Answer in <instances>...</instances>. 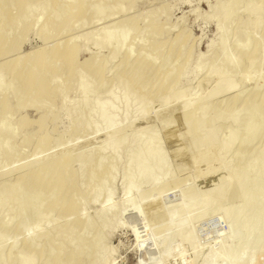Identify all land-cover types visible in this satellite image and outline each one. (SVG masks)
<instances>
[{
    "label": "bare ground",
    "instance_id": "1",
    "mask_svg": "<svg viewBox=\"0 0 264 264\" xmlns=\"http://www.w3.org/2000/svg\"><path fill=\"white\" fill-rule=\"evenodd\" d=\"M156 1L0 0V264H106L112 248L95 261L96 247L122 225L127 204L134 213L130 219L147 222L155 215L149 238L159 254L154 249L157 258L150 257L163 264L174 252L161 243L184 228L195 233L193 220H202L227 196L239 197V204L226 206L234 225L245 211L253 212L240 225L244 232L235 235L232 223L227 225L228 237L242 236L227 264H259L264 257V0L209 4L204 16L215 23L216 46L202 54L194 51L186 21L164 23L166 1L132 12ZM117 14L122 16L103 29ZM88 22L95 26L77 37ZM31 36L43 44L23 52ZM89 43L110 53L81 59ZM198 74L196 91L181 94L175 106L181 77ZM250 80L253 86L240 89ZM62 115L74 132L66 142H55ZM200 121L209 128L187 137L194 151L172 156L181 138L178 122ZM214 161L223 171L208 178L205 165L198 172L205 180L199 181L194 165ZM156 179L158 188L143 190ZM118 183L125 198L114 205ZM168 184L184 193L183 202L169 210L156 196ZM108 189L109 198L85 214ZM163 224L168 230L161 237L157 231L158 240L155 230ZM180 241L196 253L194 240L186 235ZM222 244L203 264H217Z\"/></svg>",
    "mask_w": 264,
    "mask_h": 264
},
{
    "label": "rangeland",
    "instance_id": "2",
    "mask_svg": "<svg viewBox=\"0 0 264 264\" xmlns=\"http://www.w3.org/2000/svg\"><path fill=\"white\" fill-rule=\"evenodd\" d=\"M164 1H166L167 5H168V12H167V15L164 19V23L175 24V23L182 22L183 20L186 21L187 26H188L189 31H190V34H191V38L193 40H196L195 50H194L196 54L206 53L207 51L215 48V46H216L215 39L217 38L215 23L213 20L205 17L204 15L208 11L209 4L214 3L216 1H220V0H158L153 4H148L145 2L140 3L135 8V10H133L132 12H135V11L138 12L137 10H139V12H140V10L145 11V10H147V8L150 9L149 7H151V5H152V7H154V5L157 6V4L164 2ZM194 11H197L200 16L195 17L196 12H194ZM121 16H122V14H117L114 17H111L109 19L107 18L108 20L107 19L105 20L106 23L103 22L104 23L103 29H107L106 26L109 27L115 20H117ZM112 19H114V21ZM107 21L109 23H107ZM97 25L100 27L101 26L103 27L102 22L100 24L98 23ZM84 26H83L81 31L80 30L76 31L77 37L80 36V34H82L84 31H87V28H89L88 30H90L95 25L90 24L88 22L87 24L85 23ZM120 34H121L120 32H117V35H120ZM127 42H129V40H127ZM42 44H43V42L40 39L36 38L35 36L34 37L31 36L27 40V42L23 45L22 51L25 52V51H28L30 49L37 48V47L41 46ZM87 47H88L87 51H84L80 54L81 59H84L91 54H98L99 51H100L99 55H106V54L110 53L109 49H106L105 47H103L102 49H97L91 43H89V45L87 44ZM201 78H202L201 74H198L195 76L190 75V76L181 77V79H180V85H181L180 86L181 87L180 92L174 98L173 104L175 106H179L181 104V94H186V93L189 94L190 92L196 91L197 86H198ZM254 82H255V80H250L247 84H245L240 89L249 88V87L254 85ZM212 89L215 90L214 85H212ZM183 90L185 93L183 92ZM181 92H183V93H181ZM235 92H238V91H235ZM225 95L227 96L228 93L227 92L223 93L219 97H225ZM104 96H103V98H106V94ZM29 114L31 116H35V114H36L35 110L30 109ZM154 116H155V118L158 117V116H156V114H154ZM66 119L67 118L62 115V117L60 116V118L58 119L59 121L58 120H57L58 122L56 121V124L58 126V132H57V135L55 137V142H66L69 139V136L72 135L74 132V127L72 125H70L68 123V120H66ZM132 123H133V118L131 117L127 120L126 124L131 125ZM177 127H178L177 129H179L178 131L181 133V138L177 141L176 145L174 146V149L172 151V156H176L177 154L182 153V152H193L195 146L192 142H190L187 139V137L189 135H191L192 133H195V132H199L200 134L201 133L204 134L207 132V130L209 128L208 123L206 121H200L198 123V125L196 124L195 126L194 125L189 126L187 124H184L183 122H178ZM85 139L86 138H84L83 140L85 141ZM81 140L82 139H80L79 141H81ZM83 140L81 142H83ZM97 143L98 142H96V144ZM173 162H175V160H173ZM204 163H205L204 165H203V163L195 164L193 167V168H195V170H197V174H198L199 178H200L199 174L200 173L203 174L202 169L204 170L205 165H206L205 171H207V172H204L205 173L204 175L207 176L208 178L211 176H214V175L215 176L218 175L219 173H221V170L223 171L222 164L221 163L217 164V161H214L212 163L207 162V164H209L211 166V168L206 164V162H204ZM214 163H215V165H219L218 167L216 166L218 171L215 170L216 168H215ZM212 164L214 167L212 166ZM199 171H200V173H198ZM204 175L203 176L201 175L202 180L200 178L199 181L205 180ZM182 177H183V180L185 181L188 178V175L185 174ZM170 178L173 180L174 176L171 175ZM148 183L149 184L147 186H145V188L143 190H146L150 187L153 189L155 186H156L155 188H158L161 185L160 180H158V179L149 181ZM168 185H167L168 190L164 193H161L162 195H156L159 198L155 197V199L158 198L157 200L159 202H161V200H162L161 203L169 210L174 205H176L180 202H183L184 193L180 189H177V190L175 188L171 189L172 188L171 185L170 184H168ZM173 190H175V192ZM110 192H111V189L104 190V191H101L100 193H98L95 197V201L93 202L94 204L91 203L85 207V214H89L91 212L93 213L94 210H97V208L100 207L102 202L107 197L109 198ZM263 195H264V189H263ZM165 196L167 197V200H166ZM122 198L123 199L125 198L124 193L122 192V190L120 188V184L118 183V186L116 187V192L113 194L111 202L114 205H115V203L118 204L120 201L121 202L123 201ZM238 200H239V197H233L232 198V196H227L224 199V201L219 205V207L218 206L216 207L218 210L214 209L215 206H213L210 210H207V213L205 212L204 216H202V220L200 219L201 217L198 218L197 221H195L196 219L193 220L194 221L193 226L195 225L194 226L195 233L188 235L187 234V231H188L187 228H184L183 230H181L180 232H178L176 235L173 236V239L171 240L172 242L170 241L171 243L170 242L169 243H161L163 248H167V247L173 248V249H170V251H171V253L174 252V254H171L170 257H168L166 260L163 261V264H203V262H204L203 260H205L207 255L210 254L209 251H211V253H212L213 249H215L214 251H216L217 245L219 248V245L222 243L223 244L221 246H223V248H224L222 257H224V258L221 257V258L217 259L216 263L221 264L223 261L225 264H227V261L229 259L228 255H229L230 249L231 250L236 249V251H237V246H235V245H237L236 242H238V240L236 241V239L239 238V241H242V239H240V237H242V236H240V237L237 236L235 238L234 237L231 238L230 236L228 237V235H229L228 234L229 233V231H228L229 225L228 224H230V222L232 223V225H233L232 229L233 228L234 229L233 230L231 229V230L234 232V234H235V232L237 234L238 232H240V230H243L241 232H244L245 228L240 227V225L243 226L244 222H246L245 220H248V219H250L251 216H253V212L250 210H247L244 212V215H241V216H243V218L242 217L240 218V223H237L234 225V223H233L234 222L233 221L234 213H232L230 210L227 211V208L230 207L231 204H232V206H235L234 205L235 203L239 204V202H237ZM226 206H227V208H226ZM131 207H132V204H127L126 206H124L125 213L123 215L121 214V216L123 218L120 217V219L122 221V225H119V226L115 227L114 229L110 230L107 233L108 235L106 236V239L104 240V244L102 246L99 245L98 247H96L95 254L93 257L95 259V261L101 255H103L106 251H108L112 248L113 252L111 254V257L106 261L107 262L106 264H137V263L139 264V262H141V264H143V263L144 264L145 263L146 264H153L152 262H154L153 261L154 255H155V258H157L155 253L159 254L158 248L154 247L152 240L149 238L150 230H151V228H153L155 215L154 214L150 215L149 218L147 219V222H145L141 217L140 218L138 217L139 220L137 222V219H138L137 217H135V218H137L136 220L128 218V216L131 213L134 214L130 210ZM224 207H225L226 214L223 217H221L220 215H222L221 213H223ZM219 208H221V209H219ZM90 210H91V212H90ZM126 210L128 212H126ZM214 210H215V212H214ZM216 211H217L218 215H217ZM225 211H224V213H225ZM219 212H220V214H219ZM35 213L32 214L31 216H27V218L28 217L29 218L26 220V222H28V221L31 222V220L33 221V219H35L34 217L39 215V210H37ZM227 213H230L233 216H231L230 214H227ZM132 214L130 215L131 218H132ZM125 215L127 218H124ZM212 215H214V216H212ZM205 216H207V217H205ZM177 217H178V215H174L173 219H176ZM30 218H31V220H30ZM133 218H134V215H133ZM123 219H125V220H123ZM141 220H142V223H141ZM124 221H128L127 223L128 224L130 223V224L128 225ZM165 225L166 224H163V226L161 225L162 228L160 226L157 230H155V233L157 231L158 232L160 231L158 233L160 235V237H161L162 233L164 234L165 229H166V231L168 230L167 229L168 226L166 225V227H167L166 228ZM227 225H228V228H227ZM133 227L134 228L136 227V229H138L140 232L138 230H136L137 231L136 232ZM140 227H142V228L140 229ZM238 227L240 228L239 230L237 229ZM230 228H231V224H230ZM234 230H236V231H234ZM158 234L156 233V235H155L156 239H158V236H157ZM238 234H240V233H238ZM186 235L196 242V246L198 248V249L196 248L197 249L196 253L194 252L192 254L193 249L191 248V246H189V244H187V243L184 244V243H182V241H180V240H183V238ZM241 235H243V233ZM139 236L141 238L143 237L144 240L141 239ZM158 240H157V242L159 243ZM140 241H141V243H140ZM157 242H156V244H157ZM141 244L144 246L142 247ZM210 244L212 245V247ZM241 244H242V242H241ZM230 245H231V247H230ZM135 246H137V247H135ZM232 247H233V249H232ZM241 247H243V246L241 245ZM183 248L185 249L184 252H183V250H184ZM239 248L240 247L238 246V250H239ZM154 249L155 250L157 249L156 250L157 252L154 253V251H155ZM220 249H221V247H220ZM217 250H219V249H217ZM149 252H150V255H149ZM175 254H176V256H175ZM150 256H152L153 259ZM150 258L152 259L151 263L149 262L151 260ZM263 258L264 257H260V261H258L259 264H264V262H263L264 260H262V262H261V259H263ZM94 263L96 264V262H94V260H92V264H94Z\"/></svg>",
    "mask_w": 264,
    "mask_h": 264
}]
</instances>
